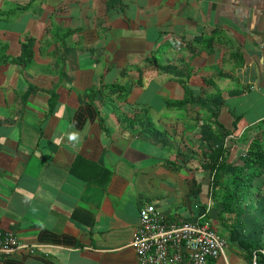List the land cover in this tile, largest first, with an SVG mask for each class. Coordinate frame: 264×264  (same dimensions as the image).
Returning <instances> with one entry per match:
<instances>
[{"label":"crops","instance_id":"obj_1","mask_svg":"<svg viewBox=\"0 0 264 264\" xmlns=\"http://www.w3.org/2000/svg\"><path fill=\"white\" fill-rule=\"evenodd\" d=\"M223 141L264 151V0H0V229L46 244L0 264H140L146 202L225 233ZM243 219L210 264H264V174Z\"/></svg>","mask_w":264,"mask_h":264},{"label":"built area","instance_id":"obj_2","mask_svg":"<svg viewBox=\"0 0 264 264\" xmlns=\"http://www.w3.org/2000/svg\"><path fill=\"white\" fill-rule=\"evenodd\" d=\"M139 215L131 244L140 264H210L225 257L226 239L203 215L193 221L170 222L151 202L140 207ZM45 246L41 242L28 243L14 232L0 229L2 258L18 253L36 256ZM257 257L255 254L253 264H257Z\"/></svg>","mask_w":264,"mask_h":264},{"label":"trees","instance_id":"obj_3","mask_svg":"<svg viewBox=\"0 0 264 264\" xmlns=\"http://www.w3.org/2000/svg\"><path fill=\"white\" fill-rule=\"evenodd\" d=\"M34 40H26L21 45V53L13 61L27 63L33 57ZM4 51V50H3ZM224 141L221 147L212 150L210 166L211 197L221 207L218 221L223 231L234 239L238 227L244 225L243 215L247 212V204L254 180L264 174V151L256 144H251L244 156L238 161L229 162ZM244 244L255 250L264 247V242L247 240Z\"/></svg>","mask_w":264,"mask_h":264},{"label":"rangeland","instance_id":"obj_4","mask_svg":"<svg viewBox=\"0 0 264 264\" xmlns=\"http://www.w3.org/2000/svg\"><path fill=\"white\" fill-rule=\"evenodd\" d=\"M209 164H210V162H209ZM201 183H202V188H203V191H204V193L207 191V192H209V177L207 178V179H203L202 181H201ZM215 224H216V222H215ZM214 225V224H213ZM215 229L218 231V228L217 227H215ZM221 230H223L222 228H221ZM226 240H227V238H226V236L227 235H224L226 232L225 231H223V232H225V233H222V232H220V231H218Z\"/></svg>","mask_w":264,"mask_h":264}]
</instances>
